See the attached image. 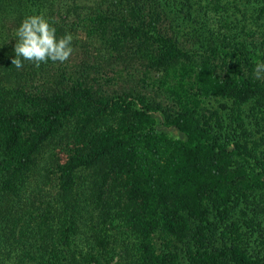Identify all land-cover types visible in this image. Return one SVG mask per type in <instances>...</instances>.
<instances>
[{"label": "trees", "instance_id": "obj_1", "mask_svg": "<svg viewBox=\"0 0 264 264\" xmlns=\"http://www.w3.org/2000/svg\"><path fill=\"white\" fill-rule=\"evenodd\" d=\"M53 1L0 0V262L109 264L116 224L137 234L123 264H264V132L245 124L264 113V0H80L110 68L17 69L16 27Z\"/></svg>", "mask_w": 264, "mask_h": 264}, {"label": "rangeland", "instance_id": "obj_2", "mask_svg": "<svg viewBox=\"0 0 264 264\" xmlns=\"http://www.w3.org/2000/svg\"><path fill=\"white\" fill-rule=\"evenodd\" d=\"M80 0H54L52 4V8L45 10V14L47 17L51 18L54 22V26L57 24L59 27L56 28L57 35L61 36L65 32H69L73 35V52L70 55L69 59L63 63L60 62H52L49 61V64L43 63L44 67L49 66H58L60 65H67L70 67L72 71L74 69L79 70H89L90 72H95L98 70H108L112 62H114V56L110 55L112 53H109L106 50V47L104 46L103 42L98 39L94 35H89L84 28V24L77 19V16L72 15L70 12V9L73 7L74 2H78ZM89 0H82V2H88ZM210 0L207 4L208 7L213 6L211 4ZM209 18H213L209 15ZM234 20V18H232ZM213 22V21H212ZM60 29V30H59ZM9 60H12L13 54L11 56H6L5 58H8ZM54 63V64H52ZM148 92H155L158 93L159 98H164L163 94L161 93V90L159 88H147ZM207 104H203L206 108H213L218 110L222 117L227 120V117H229L230 113L231 116L236 117V109L237 106L232 103L230 100H224L219 97H211L207 101ZM226 108L223 110L222 108ZM258 106H254L253 103H247L245 104L241 109V115L246 111V113H251L253 109L256 112H259L257 109ZM208 114V113H207ZM259 122L258 126L254 123V119L252 117H247L245 119V124L247 127H253V129H260L264 132V113L258 114ZM159 120H161L159 118ZM162 130H166L167 128H164L160 125L159 127ZM170 134L173 136H177V132L175 130L168 129L167 130ZM262 131H259L255 133L253 136L254 138L261 136L263 134ZM260 144L263 143L264 146V138L258 139ZM43 151L40 152L37 155L35 165L32 167V177L35 178V180H38L40 184L43 181V177L36 178L39 174L43 175L45 174V170L48 169V166L51 165L54 157V151L52 149V146L50 144H45L43 146ZM31 177V178H32ZM33 183V182H32ZM122 232L121 238L116 240V243L113 244V247H109L108 250L104 253L105 257L107 258L109 264H123V262L132 263V254L134 253V247L137 242V234L136 232L132 231V229H125V228H119L118 225L113 224L110 227H107L106 233L109 236H114ZM0 264H9L7 261L0 262ZM93 264V263H90Z\"/></svg>", "mask_w": 264, "mask_h": 264}, {"label": "clouds", "instance_id": "obj_3", "mask_svg": "<svg viewBox=\"0 0 264 264\" xmlns=\"http://www.w3.org/2000/svg\"><path fill=\"white\" fill-rule=\"evenodd\" d=\"M15 40V53L11 64L17 69L24 62H32L35 66L48 61L63 63L73 52V35L65 32L57 35V29L51 18L43 13L25 15L19 22L12 36ZM264 69V63L257 65V75Z\"/></svg>", "mask_w": 264, "mask_h": 264}]
</instances>
